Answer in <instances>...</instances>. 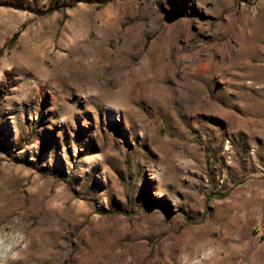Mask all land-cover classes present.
Returning a JSON list of instances; mask_svg holds the SVG:
<instances>
[{"label": "rangeland", "instance_id": "1", "mask_svg": "<svg viewBox=\"0 0 264 264\" xmlns=\"http://www.w3.org/2000/svg\"><path fill=\"white\" fill-rule=\"evenodd\" d=\"M0 1V264H264V0Z\"/></svg>", "mask_w": 264, "mask_h": 264}, {"label": "trees", "instance_id": "2", "mask_svg": "<svg viewBox=\"0 0 264 264\" xmlns=\"http://www.w3.org/2000/svg\"><path fill=\"white\" fill-rule=\"evenodd\" d=\"M24 1H26V0H19V4H17V6L23 7ZM53 1H54V5H56V7L62 6L61 0H53ZM9 2L13 3L12 0H9ZM0 3L2 4V1H0ZM51 8L53 9L54 7L51 6ZM6 83H8V82H6ZM5 88H6V85H3L2 88H0V98L4 95Z\"/></svg>", "mask_w": 264, "mask_h": 264}, {"label": "bare ground", "instance_id": "3", "mask_svg": "<svg viewBox=\"0 0 264 264\" xmlns=\"http://www.w3.org/2000/svg\"><path fill=\"white\" fill-rule=\"evenodd\" d=\"M201 59H200V56H198V58H197V60H196V63H199V61H200ZM196 68L198 69V66H196ZM200 261V260H199Z\"/></svg>", "mask_w": 264, "mask_h": 264}]
</instances>
